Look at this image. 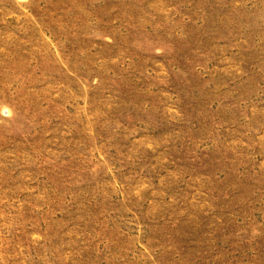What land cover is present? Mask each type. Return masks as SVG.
I'll list each match as a JSON object with an SVG mask.
<instances>
[{"label":"rangeland","instance_id":"1","mask_svg":"<svg viewBox=\"0 0 264 264\" xmlns=\"http://www.w3.org/2000/svg\"><path fill=\"white\" fill-rule=\"evenodd\" d=\"M0 264H264V0H0Z\"/></svg>","mask_w":264,"mask_h":264}]
</instances>
